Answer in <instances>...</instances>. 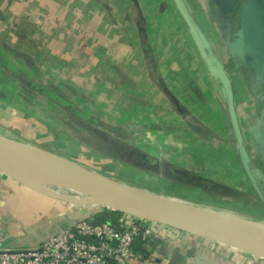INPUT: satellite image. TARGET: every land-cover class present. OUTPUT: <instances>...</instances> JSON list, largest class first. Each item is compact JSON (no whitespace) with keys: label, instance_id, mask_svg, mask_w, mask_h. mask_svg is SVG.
<instances>
[{"label":"rangeland","instance_id":"obj_1","mask_svg":"<svg viewBox=\"0 0 264 264\" xmlns=\"http://www.w3.org/2000/svg\"><path fill=\"white\" fill-rule=\"evenodd\" d=\"M137 1L0 0V137L73 162L142 195L169 199L181 209L195 207L251 235L264 237V205L258 203L245 170L241 171L245 182L231 186L230 181L217 180L220 162L217 165L205 157V147L212 138L201 137L195 131H208L202 126L205 120L213 128L220 126L215 117H208L210 109L211 113L217 111L214 102L203 99L204 95L199 97L201 86L195 83V70L192 74L188 68L172 69L174 59L159 52L162 43L154 48V42L167 34L166 29L158 30L157 22L149 16L152 11L146 2L150 0ZM164 7L184 20L174 0H167L160 9ZM73 13L80 15L79 21L69 20ZM87 19L92 20L90 32L86 31ZM182 28L191 40L190 46L186 45L188 55L191 51L192 55L183 58L180 51L178 64L190 60V66H194L200 54L185 20ZM158 71L160 76L155 77ZM206 71L217 80L208 66L203 70ZM186 79L189 83L182 84ZM223 92L229 118L224 89ZM159 93L164 94V99L159 98ZM186 116L197 121L192 122L190 131ZM172 159L189 167H198L200 162L196 173L206 172V180L194 183L206 190L207 198L201 191L175 185L168 173L172 172ZM1 164V177L31 186ZM223 173L225 180L231 177ZM209 178H213L212 182ZM38 189L47 198V206H57V212L49 209L41 215V224H50L51 229L66 219L71 225L80 220L98 222L106 213H120L118 224L131 215L114 211L95 196L71 188L44 183ZM217 194L225 202L221 198L218 201ZM68 198L84 202L71 204ZM43 230L46 229H42L40 237L51 232ZM193 238L199 244L189 251L194 255L189 264H199L196 252L211 246L264 264V258L212 240ZM224 256L223 263L238 264Z\"/></svg>","mask_w":264,"mask_h":264},{"label":"crops","instance_id":"obj_2","mask_svg":"<svg viewBox=\"0 0 264 264\" xmlns=\"http://www.w3.org/2000/svg\"><path fill=\"white\" fill-rule=\"evenodd\" d=\"M184 2L196 25L207 36L212 54L221 63V66L226 70L230 78L234 92L236 112L243 136L244 150L249 159L250 168L264 196V30H260L252 36H247L250 37L248 41H245L244 39L247 37H243L242 35L243 32L245 33L246 22L253 24L256 28L264 25V0H184ZM164 3H167V0H150L146 2L147 7L152 11V14L149 16L152 17V21L157 22L155 26L158 30L165 28L167 32V34H165L166 32L162 33L165 35L162 36L160 41L154 42V48L157 46V43L159 45L162 43L161 46L163 47L160 48L159 52L167 56L169 54L170 59H174L176 64L173 65L172 69L187 70L186 68H188L192 74H195L193 73V70H195L197 73L195 83L202 88L199 87V97L204 95L205 98L203 99L214 102L217 111L211 113V109H208V117L209 119L215 117L220 126L213 128L205 120L202 126L208 127V131L203 129H196L195 131L201 137L208 135L212 138V141L208 142L205 147L207 148L205 157L209 162H214L217 165L220 162V168H222L221 175L218 178L216 177V179L220 182L230 181L228 184L231 186L236 182L239 183V181L245 182V179H243V175L245 174L241 175V171H244V168L238 155L235 135L224 103L223 87L219 80L209 77L208 71L203 72V70L207 69V65L196 44L193 45L198 55L200 54L197 64L190 66V60L183 62V65L178 64L180 63L178 57L180 51L183 58L192 55V51L188 55V47L186 45L187 42L188 46H190L191 40L184 35L186 34L182 28L184 20L175 12L169 11L170 8L166 9L165 7L167 6L164 7V10L163 8L160 9ZM74 14H71L72 16H70V19L68 17V19H73L75 22L79 21L78 16L80 15L75 16ZM87 22L86 31L90 32L92 30L90 29L92 20L87 19ZM177 43H182V46H178ZM244 49L247 53V55L245 54L247 56L246 59L241 55ZM156 51H158V48L154 54H157ZM157 76H160L159 71L155 77ZM152 82L151 79V84ZM169 83L171 84V81ZM183 83H189L188 79L183 80ZM206 86H208L207 90ZM208 95L211 96L208 97ZM159 98L164 99V94L159 93ZM185 119L188 122V125H186L187 129L190 131L192 122L197 121L191 116H186ZM176 154L180 153L177 152ZM195 156L197 158L199 154L196 153ZM194 161L196 163V160ZM198 163L200 164L199 161ZM199 164H197L198 167H189L188 164L172 159L171 165L169 164L172 172H167L171 175L169 177L175 182V185H179L181 189L184 188L191 191L196 189L197 192L201 191V195L206 197V190L194 183L206 180L204 179L206 178L204 176L206 172L203 174L204 171L202 170L203 172L196 173V169L201 167ZM223 171L229 173L231 177L225 180V173ZM213 178H209V181ZM246 179L248 180L247 176ZM249 184L252 186L251 183ZM252 189L255 193L253 186ZM217 196L215 197H217L218 201H221L220 198L223 200L220 194H217ZM252 198L250 197V199ZM46 199L42 196L40 190L26 186L18 180L2 177L0 182V232L7 236L5 242L7 249L18 250L38 247L44 241L53 237L67 224L65 222L67 219L65 221H58L57 227H53L52 229V225L50 226V224H41L44 219L41 215L45 214L46 210L54 209L57 212V206L53 203L47 206L48 202ZM256 203H254V207H257ZM234 205L237 206V204ZM42 229H46L43 231L51 232H48L44 237H40ZM183 233L179 236L174 234L171 245L162 244L159 240H156L147 248L137 245L135 248L136 252L140 255L139 264H156L161 259H169L161 253L162 250L170 255L175 250H179V253L184 255L190 253L189 251L192 247L196 243L199 244V240L185 232ZM199 249L196 252V256L200 255L199 264H225L223 263L224 254H226L224 257H229L228 259L237 261L238 264H256L254 260H251L252 258L242 256L240 253L237 254L224 250L226 248L223 247L218 249L216 246H211L208 249ZM144 250L145 253H142ZM193 256L192 254L188 257L186 263L190 260L192 261L193 259L191 258Z\"/></svg>","mask_w":264,"mask_h":264},{"label":"water","instance_id":"obj_3","mask_svg":"<svg viewBox=\"0 0 264 264\" xmlns=\"http://www.w3.org/2000/svg\"><path fill=\"white\" fill-rule=\"evenodd\" d=\"M134 2L137 4L138 1L134 0ZM174 3L179 10L181 16L185 20L190 33L199 48V51L207 64L208 68L213 70V75L217 80H219L220 84L222 85L226 96H227V105H228V113L230 117V121L232 124L233 132L236 138V147L238 150H240L241 153V164L246 172V175L248 176V179L250 183L252 184L254 190L256 191L257 195L259 196L260 200L264 203V196L259 188V185L255 179V176L250 168V162L247 157V154L245 153L244 146H243V136H242V131L240 128L237 112H236V107H235V101H234V92L232 89V84L230 81V78L228 77V74L226 70L221 66V63L216 59V57L212 54L210 50V43L209 41L206 40L204 34L200 30V28L196 25L194 20L192 19V16L188 10V7L184 0H174ZM246 26L244 28L245 33L243 32V37L244 36H252L254 33L259 32L260 30H264V25L261 26L260 28L254 27L253 24H249L246 22ZM250 37L245 38V41H248ZM246 51L244 49V52L241 53L244 59H246ZM252 55L251 53H248ZM3 138V137H2ZM31 147V146H30ZM33 148V147H31ZM36 149V148H33ZM38 152H16L13 150L6 149L3 146H0V162L4 164V166L8 169L11 170L12 172H15L16 174L20 175L24 180L25 179L19 172L21 170L19 169H14L12 168L5 160H3V155H10L14 159L19 160V161H26V162H33L36 159L43 157L46 159L58 161L60 163H63L67 165L68 167H71L75 170H77L79 173H84L87 176H89L94 182L97 183L98 187L106 192V193H119V194H124L128 198L133 200V204H125V205H111L110 203L106 202L105 200H102L98 198L96 195H93L91 192H83L78 189H74L76 191H79L84 194L92 195L95 196V199L98 200L99 202L103 203V205L111 207L114 211H122L129 213L133 216L141 217L147 220L155 221L158 223L165 224L170 227H174L178 230H181L191 236L194 237H199V238H204L208 240H212L218 243H221L223 245H227L236 249H239L247 254H250L252 256H257L264 258V237L261 236H256V235H251L247 231H242L238 227H235L233 223L226 221L225 219H222L221 217H218L213 214H208L204 213L200 209H197L195 207H187L185 209H181L177 204L172 202L169 199H164V198H159L156 196H149V195H142L139 191H136L134 189H129V188H124L122 186L116 185L112 183L110 180L101 177L98 174L92 173L83 167L70 162L68 160L62 159L60 157L54 156L50 153L40 151L36 149ZM27 172L29 173H34V174H45V175H51L52 173H49L47 171H42V170H35V169H26ZM28 184L31 186H34L36 189H38V186L33 185L29 181H27ZM99 183H102L103 185L106 186L102 187L99 185ZM46 184V183H45ZM51 185V184H50ZM56 186V185H54ZM62 187V186H59ZM65 188V187H64ZM68 188V187H66ZM72 189V188H71ZM41 192H43L41 189H38ZM138 195V197L135 195ZM67 201L71 204H80L84 202V200H79L76 198H68ZM152 202H155V206L152 205ZM137 208V210L135 209ZM138 209L142 211H138ZM186 211H193L195 213H200L206 216H212L216 220H220L222 222L227 223L228 225L230 224L235 230L237 231V234H233L230 231L222 228H215L213 226H208V225H201V224H195L192 223L183 217L182 212ZM70 225H64L61 230L64 228H67ZM215 229L216 231H212L211 229ZM59 232V231H58ZM179 250H175V252L170 255L164 250H162V254L167 256L170 259V264H183L187 261L188 257H190L192 254L187 253L185 254H180ZM185 261V262H183Z\"/></svg>","mask_w":264,"mask_h":264},{"label":"built area","instance_id":"obj_4","mask_svg":"<svg viewBox=\"0 0 264 264\" xmlns=\"http://www.w3.org/2000/svg\"><path fill=\"white\" fill-rule=\"evenodd\" d=\"M174 234L184 233L133 215L115 225L80 220L35 248L7 249V236L0 232V264H139L137 245L147 248L156 240L171 245ZM156 264H170V260L161 259Z\"/></svg>","mask_w":264,"mask_h":264},{"label":"bare ground","instance_id":"obj_5","mask_svg":"<svg viewBox=\"0 0 264 264\" xmlns=\"http://www.w3.org/2000/svg\"><path fill=\"white\" fill-rule=\"evenodd\" d=\"M0 146H3L6 149L13 150L16 152H38L36 149H33L26 144H20L2 137H0ZM2 158L12 168L21 170L19 173L25 179H27V181H29L35 186H39L41 184L46 183L51 185L62 186L65 188L68 187L72 189H78L83 192H91L93 195H96L98 198L105 200L111 205H125L129 203H134L132 199L128 198L124 194H119L115 192L106 193L102 191L98 187L97 183L94 182V180H92L89 176L84 173H79L77 170L68 167L67 165L58 161L40 157L33 162H26L16 160L10 155H3ZM26 169H35L42 171L44 170L52 174H34L27 172ZM136 196L138 197V195ZM152 205L155 206V202H152ZM135 209L137 210V208ZM138 211L142 210L138 209ZM182 213L184 219L192 223L213 226L215 228H222L230 231L233 234H237L235 228H233L230 224L228 225L225 222L216 220L214 219V217L212 218V216H206L200 213H195L193 211H186Z\"/></svg>","mask_w":264,"mask_h":264},{"label":"trees","instance_id":"obj_6","mask_svg":"<svg viewBox=\"0 0 264 264\" xmlns=\"http://www.w3.org/2000/svg\"><path fill=\"white\" fill-rule=\"evenodd\" d=\"M235 141H236V138H235ZM238 155L239 157H241V153H240V150H238ZM255 194H256V198L258 200V203H260V205H264V203L260 200L259 196L257 195L256 191H255ZM121 216L120 213H112V214H107L104 215L103 217H101L99 220H98V223H102V222H108L111 220L110 223H112L113 225L116 224L117 220H118V217ZM110 219V220H108ZM97 222V221H96ZM115 223V224H114ZM142 253H145V250L142 251Z\"/></svg>","mask_w":264,"mask_h":264}]
</instances>
